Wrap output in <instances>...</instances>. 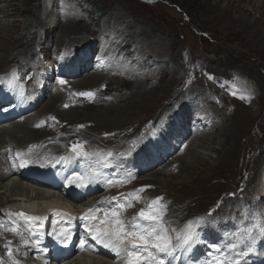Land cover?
I'll list each match as a JSON object with an SVG mask.
<instances>
[{
    "label": "rangeland",
    "instance_id": "rangeland-1",
    "mask_svg": "<svg viewBox=\"0 0 264 264\" xmlns=\"http://www.w3.org/2000/svg\"><path fill=\"white\" fill-rule=\"evenodd\" d=\"M6 1L23 2L28 8H34L38 14L45 11L48 13L46 20L60 18L61 25L78 19L75 29L77 30L80 25L79 30L72 38L86 36L83 27L85 25L91 27L89 33L108 29V26L110 35H115L121 40L119 42L125 45L120 53L128 51L132 53L129 58H124V61L133 67L135 63L133 59H137L138 65L133 67L135 72L125 74V77L121 74L119 79L131 78L132 74L141 77L155 74L154 84L162 85L153 90L148 86L146 90L150 92L151 99L144 98L145 100L139 102L141 101L139 96L137 105L127 108L122 115V117L128 115L133 120L128 118L122 124V121L112 123V120H109L110 103L105 100L117 94H104L101 90L102 85L84 86V84L81 88H75L68 83L62 89L67 87L68 93L72 96L82 101V98L89 97L80 96L79 93L90 91L94 93L90 99L101 103L102 106L97 111L91 112H96L97 117L87 115L81 117L75 124L69 121L60 122L56 118H46L45 122L48 125L43 131V134H46L43 139L60 137L64 148L76 144L94 152L92 153L94 155L107 152L109 156L110 151L131 150L143 140L148 130L154 127L152 125L162 120V116L159 117L162 110L180 97L183 99V104L179 102L175 104V108H190L188 111L194 113V120L195 107H200L206 112H221L214 129V126L211 128V124L195 137L199 139H196L194 147L202 153V156L208 154L214 161L221 148L220 144L223 143L220 141L223 139L222 130L227 127L229 129L226 132L227 136L232 134L228 137L227 143V148L230 147L229 157L227 156L220 166L216 167L215 173L203 182L191 181L198 175L190 176L194 162L187 153L184 158L187 164L185 169L182 167L183 160L175 163L176 158L180 157L178 155L161 168L168 167L167 172L160 173V169L149 172L140 177L137 183L154 185L156 187L153 190L154 195L165 193L169 199H172L175 206L172 215L180 211L183 214L187 211L193 214L188 217L179 213L178 216L182 221L193 216L205 217L210 207L209 228H214V223L220 225L228 223L231 219L230 212L240 201L264 205V200L252 195L255 190H261V194L264 195V0H219V2L218 0H0L1 4ZM16 15L14 13L3 19L5 23H9L7 28L10 25L15 28L13 36L17 38L24 35L25 40L29 42L41 40V30L33 26L24 28L27 25L28 14L23 13L21 17ZM1 16L0 14V19ZM107 39L108 37L95 40L90 46L93 51L85 52L87 57L94 54L97 60L96 56L99 55L102 44ZM78 45L80 43H70L67 47L63 43L54 44L53 48L47 51L46 56L50 60L52 56L57 57L69 50L75 53L79 48ZM154 45L159 49L156 55L152 53L153 51L150 52L154 49ZM82 48L84 47L80 46L79 49ZM157 55L160 59H157ZM45 60L47 63L46 57ZM16 65L18 63L13 62L2 67L0 75ZM114 65L118 66L116 63ZM92 74L69 81L84 83V79L94 77ZM100 74H108L107 69ZM112 81H118V78ZM167 83L168 85H164ZM51 95L52 92L39 106V110L46 105ZM197 112V114H205L202 111ZM196 116L200 117V115ZM67 118L70 120V116ZM150 135L151 133L148 136ZM41 140L31 142L32 144L29 145L39 147L45 142ZM185 153L186 149L182 154ZM245 169L249 170L252 180L250 183L239 185L240 176ZM262 173L261 180L258 176ZM0 194L2 196L0 213H3L4 209L9 207L8 201L15 196L8 191ZM4 199L6 200L2 203ZM231 226L235 225L231 224ZM96 257L98 256L94 258Z\"/></svg>",
    "mask_w": 264,
    "mask_h": 264
},
{
    "label": "bare ground",
    "instance_id": "bare-ground-1",
    "mask_svg": "<svg viewBox=\"0 0 264 264\" xmlns=\"http://www.w3.org/2000/svg\"><path fill=\"white\" fill-rule=\"evenodd\" d=\"M14 13L17 14L16 15L17 17H21V14L23 13L28 14V18L26 20L27 25H25L24 28H26L27 26H33L41 30L40 32V36H42L40 37L41 40H36V41L31 40L29 42L25 40L24 35H21L15 38L13 36L15 28L11 25L9 28H7L9 26V23H5V21L3 20L4 18ZM0 14L3 16V17L1 16V19H0V69L2 67L8 66L10 63L12 64L13 62L20 64L19 67L22 66L23 69L28 67L30 63H33L41 67L39 69V72L41 70H44L46 72L45 78H52L53 69L44 66V62L42 61L41 56L46 57L47 51L51 50L54 44L61 45L63 43V45L67 47V44H70V43L71 44L80 43L78 47L80 48V46H83L85 48V47L91 46L95 40H98V39L103 40V39H106V37H108V39L102 44L101 51L98 53L99 56H102L101 59L99 60V63L101 65L106 66L108 62V67L104 68L100 66L99 69L93 71L92 75L94 77L88 78L86 80L84 79L83 81L84 83L72 82V81H68V82L69 84H72V86L75 88H81L83 87L84 84H85L84 86L102 85L101 90L102 92H104V94H110V95L117 94V96L113 98L105 99L108 103H110V106L108 107V112L110 114L109 120H112V123H116V121H122V124H123L124 121H126L128 118L131 119L132 117H128V115H126L125 117H122L123 112L125 113V111L129 107L137 105L139 96L141 97L140 99L141 101L139 102H142L143 100H145L144 98L151 99L150 92L146 90L148 86H151L152 90L162 86L161 83L154 84V81L156 79L155 74L148 75V76L143 75L142 77L137 74H132V76H130L131 78L129 77L124 78V80L119 79L121 78V76H119L121 74H124L122 76L125 77V74H130L132 72H135L133 67H136L138 65L136 63L137 59H133V61L135 62V63L133 62L134 63L133 67H130V65H128L124 61V58H129L132 53L131 51L124 52L122 54L120 53V51L125 47V45L119 42L121 40L117 39L115 35H110V28L108 26H107L108 29H102L96 32L92 31L91 33H89V31L91 30V27L85 25L83 27H85L84 32L87 35L72 38V36L74 34H77L79 30L80 25L78 26L77 30L75 29L78 25V19L75 21H72L69 24L61 25L59 23L60 18H58L57 20H52V18L46 20L47 15H48L47 12L43 11L40 14H38L34 8H28L26 4L23 2L22 3H8L6 1L4 4L3 3L1 4L0 2ZM53 34L54 36H52ZM43 35H44V40H43ZM53 42H56V43H53ZM150 43L152 44L153 42H150ZM79 48L77 49L76 53H78ZM72 52L73 51L69 50L68 52H65V54L68 55L69 53H72ZM103 52H106V53H103ZM150 52L156 55L157 52H159V49L155 46L153 50H150ZM140 54H142V51ZM156 57L157 59L159 58L158 55ZM114 63L118 64V66H115ZM105 69H107L108 74H103V75L100 74L101 72H104ZM101 76H105V77H101ZM112 78L113 79L118 78V81H112L113 80ZM164 85H168V83ZM171 86H173V84ZM128 91L130 92L128 93ZM51 92L52 91H50V86L48 85L45 89L46 96L49 95ZM152 93L154 92L152 91ZM163 93H166V92H163ZM173 96H174V93H173ZM82 99L83 100L80 101L78 100L77 97H74L70 93H68L67 87L66 89H62L59 86L56 91L52 92L51 98L48 100L46 105L38 111L37 114L35 113L32 115H28L14 123H7V124L0 126V190H2L0 192L8 191L10 192V194L12 195L14 194L13 196L15 197H13L11 201H8V203L11 204V207L9 209H14L28 216L39 217L40 218L39 220L42 222V225L46 227H52L47 216L51 215L53 211H57V213L59 214H65L67 213L66 208L71 211H76L78 208V205L70 204L71 201L68 200L67 197H65V195L58 194V192H51L43 188L34 187V186L29 185L28 183L18 181L14 177H12L5 163L6 150L8 147H11L12 145H14L15 150L27 149L31 147L29 145V144H32L31 142H35V141L39 142V140L43 139V137L46 135V134L45 135L43 134V131L47 128L46 126L48 125L47 122H45L46 118H56L60 122L69 121L71 123L74 122L75 124L78 122V120L81 117L84 118L87 115L96 116V112L95 113H91V112L94 110L97 111L99 107L102 106L101 103L94 102L90 98H82ZM179 102L180 104H183V99L180 97H178L173 103L168 104L167 108L162 110V112L159 114V117L162 116L161 119H164V117L166 118L169 117L172 111L175 110V104ZM225 108H223V110ZM194 110L196 111L195 121H198L199 118L200 120H202L204 116L209 117L211 118V124H212L211 128L213 126H214L213 129L215 128V125L218 122L217 120L220 118V114H221L220 111L219 112H216V111L206 112L202 110V108L200 107H195ZM197 111H202L205 114L201 115L200 117H197L196 115H199V114H196L198 113ZM68 116H70V120L67 118ZM37 125H40V126L38 127ZM61 128L63 127L61 126ZM227 130H229L227 129V127H224L222 130L224 131L223 139H221L220 141L223 143L220 144L221 148H219L220 150H218V155L214 161L211 160L212 157L208 154H206L205 156H202V153L198 152L197 149L194 147L195 142H197L199 137L195 139H191V142L186 148V153L185 154L181 153L180 157L178 156L176 158L175 163L183 160L184 164L182 165V167H184L185 169L187 167V164L185 163L184 158L185 156H187V153H189V155L191 156L190 158L194 162L193 171L190 173V176L198 175L196 176L195 180H191L192 182L194 181L203 182L204 180L208 179V177H210L211 175L215 173L216 167L220 166L223 160L230 154L229 153L230 147L227 148V145H228L227 143L229 142L228 137L231 136L232 134H229V136H227L226 134ZM122 132H125V131H122ZM47 138L43 140L45 141L47 140ZM46 148L49 149V151H52L54 149L58 152L62 151V148L59 145V143L47 146ZM36 154L37 153L35 151H32L28 153L27 156L31 157ZM167 170H168V167H164L163 169H160L159 172L165 173L167 172ZM258 177L261 178L262 180L263 173L260 174ZM261 192H262L261 190L259 191L255 190L254 194L252 195L259 196L262 200H264V195L261 194ZM1 197L2 196L0 194V204H1ZM8 197H11V196H8ZM5 200L6 199H4L2 203H4ZM179 213L183 214L182 211L177 212V214ZM177 214L176 215L173 214L172 216L173 217L178 216ZM5 230L6 229L2 227L1 234H4ZM14 237L17 238L18 239L17 242H19L21 237L17 232H14ZM6 238H7L6 235H4L2 238L0 235V241L3 242L4 240H6ZM1 248L2 247L0 245V249ZM22 253L24 254V256L27 255L30 258L29 257L24 258L23 256V259L22 260L20 259V261H23V260L28 261V264L35 261L33 255L30 253L29 246H24L23 248L22 245L21 246L17 245L15 250L12 251V256L19 257L20 254ZM94 257L95 255H87V254H84L81 256H75V258L69 259L65 264H114L116 261V259L111 261L109 259L101 258L100 256L96 258ZM42 264H46V263H42Z\"/></svg>",
    "mask_w": 264,
    "mask_h": 264
},
{
    "label": "snow or ice",
    "instance_id": "snow-or-ice-1",
    "mask_svg": "<svg viewBox=\"0 0 264 264\" xmlns=\"http://www.w3.org/2000/svg\"><path fill=\"white\" fill-rule=\"evenodd\" d=\"M61 59H66V57H61ZM60 84H65L66 81L61 79ZM80 96L93 97L92 92H81ZM55 119V118H53ZM38 127L40 125H37ZM82 127V126H81ZM107 135V134H106ZM73 150L77 149V145L74 144ZM76 155H86L83 152H76ZM111 155V153H109ZM65 158L61 157V160ZM27 166V165H25ZM79 176V173L76 174ZM111 183V181H109ZM74 187L86 188L88 185L82 183H75L69 181ZM143 189H141L142 191ZM124 194H121L123 198ZM163 197H157L152 201V206L149 209L142 208L137 217L134 218L132 224L130 225L131 231L128 230L129 225L126 221L120 218L121 209L126 207H131V204L125 205L124 203L117 202V206L113 208L111 212V220L109 221L106 217L105 220L101 221L102 225H108L106 227H97L95 225L88 227L86 224L87 231L89 235L92 236L93 240L97 241L100 245L105 248L110 249L115 252L117 256L123 251L127 254V264H172L176 260L177 251L192 253L199 247L202 240V232L205 227L210 226L211 221L205 217H198L193 220H189L184 226L183 230L176 233L173 237L170 232L175 230H169L166 226V222L163 219L164 212L161 210L165 206L157 204L162 201ZM113 201H117L116 197L112 198ZM93 209H89L87 213L82 217L85 221L95 220L96 217L92 216ZM20 216L25 219L32 221L38 220L39 217L26 216L24 213H20ZM211 216V213H209ZM264 220V216L260 217ZM143 220L147 222L142 224L140 221ZM253 229L250 227L246 230L251 238V242L255 243V236H252ZM258 234L264 238V226L259 228ZM70 230L63 229L59 234L58 238L63 241H67L70 236ZM39 241H37L36 246H39ZM226 246L219 243L212 245L214 249L215 256L210 251L206 253L207 260L203 264H244L250 253L255 251V248L249 246L247 251L237 252L234 255L231 252L225 251ZM186 264H202V262L195 257L189 256Z\"/></svg>",
    "mask_w": 264,
    "mask_h": 264
}]
</instances>
